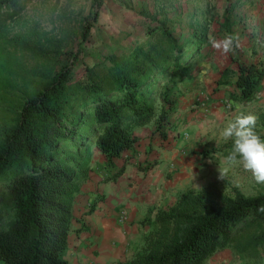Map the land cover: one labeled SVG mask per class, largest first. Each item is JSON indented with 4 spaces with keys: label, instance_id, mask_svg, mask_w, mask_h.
Wrapping results in <instances>:
<instances>
[{
    "label": "trees",
    "instance_id": "obj_1",
    "mask_svg": "<svg viewBox=\"0 0 264 264\" xmlns=\"http://www.w3.org/2000/svg\"><path fill=\"white\" fill-rule=\"evenodd\" d=\"M24 3L0 0V25L18 15ZM100 4L94 0L93 14L82 25V40L98 17ZM233 7L225 9L227 28ZM207 30L195 27L190 37L180 39L166 18L154 19L146 27L148 42L86 66L83 79H71L77 54H68L58 68L41 70V81L35 88L34 83L25 88L24 97L19 91V97L10 98L8 89L15 87L0 83L1 111L8 114L0 125V264H69L65 251L73 204L89 176L91 146L113 168L124 151L134 149L138 128L154 122L155 131L167 137L163 126L169 124L176 103L168 92L191 77L194 58L207 43ZM6 44L26 46L23 41L0 42L1 53H9ZM9 55L10 77L17 72ZM43 57L47 64L53 59L50 53ZM227 78L235 86L229 98L248 103L264 79V63L236 60L234 70L223 71V82ZM161 83L168 88L159 90L157 105L155 93ZM121 172L122 168L112 177ZM261 206L264 191L246 195L236 186L225 191L213 181L200 189L187 188L172 205L158 209L154 229L128 263L204 264L226 248L241 258L262 260Z\"/></svg>",
    "mask_w": 264,
    "mask_h": 264
},
{
    "label": "rangeland",
    "instance_id": "obj_2",
    "mask_svg": "<svg viewBox=\"0 0 264 264\" xmlns=\"http://www.w3.org/2000/svg\"><path fill=\"white\" fill-rule=\"evenodd\" d=\"M231 4L234 7L228 13L230 26L227 28L223 21L225 9ZM93 11L94 0H25L23 10L0 25L1 44L23 41L26 45L19 49L6 44L15 59L14 76L6 74L9 53L0 52V83L4 86L11 82L15 87L8 89L10 98L17 97L19 91L20 97H24L25 88L33 83L35 88L41 81V70L50 65L58 68L67 62L68 54L69 57L77 54L71 65V79H83L86 66L107 62L105 57L110 54L129 53L137 44L148 42L146 27L154 19L166 18L168 28L180 39L190 37L195 27L205 26L208 30L201 56L194 58L191 77L168 92L176 103L175 111L168 117L169 124L163 126L167 137L155 131L154 122L139 128L136 151H124L113 168L107 167L104 156L91 146L89 178L81 187L90 181L98 187L104 186L120 168L128 167L137 156L141 158V153L157 162L152 151L173 145L183 161L178 174H167L171 180L177 179L174 186L178 189L177 195L181 190L200 189L212 181L225 191L236 186L246 195L263 192L264 184L256 183L251 173L224 162L232 142L224 141L220 132L242 112L257 117L256 132L264 136V79L255 99L248 103L232 101L228 92L235 89L233 80L227 78L223 82L222 79L226 68H236V60L264 63V0H101L98 17L86 40H82V25L90 20ZM228 33L239 36L240 47L234 54L222 55L211 47L208 37L221 38ZM44 53L52 55L48 64L43 60ZM167 88L160 84L155 93L157 105L161 102L159 90ZM3 105L0 102V125L8 115L1 111ZM219 167L228 169L223 180ZM204 264H264V259H244L226 248Z\"/></svg>",
    "mask_w": 264,
    "mask_h": 264
},
{
    "label": "crops",
    "instance_id": "obj_3",
    "mask_svg": "<svg viewBox=\"0 0 264 264\" xmlns=\"http://www.w3.org/2000/svg\"><path fill=\"white\" fill-rule=\"evenodd\" d=\"M139 142L138 138L136 144ZM173 147L153 150L157 162L141 153V158L137 156L104 186L90 181L80 188L65 251L69 264H129L154 229L158 209L175 202L177 179L171 180L167 174H178L183 161Z\"/></svg>",
    "mask_w": 264,
    "mask_h": 264
},
{
    "label": "clouds",
    "instance_id": "obj_4",
    "mask_svg": "<svg viewBox=\"0 0 264 264\" xmlns=\"http://www.w3.org/2000/svg\"><path fill=\"white\" fill-rule=\"evenodd\" d=\"M208 43L222 55L234 54L240 47L239 36L228 33L221 38L210 35ZM257 117L251 113H240L220 132L224 141H231L232 146L224 157L229 166H240L251 173L254 181L264 184V137L256 132ZM228 169L219 167L220 179H224ZM264 212V206L259 208Z\"/></svg>",
    "mask_w": 264,
    "mask_h": 264
},
{
    "label": "built area",
    "instance_id": "obj_5",
    "mask_svg": "<svg viewBox=\"0 0 264 264\" xmlns=\"http://www.w3.org/2000/svg\"><path fill=\"white\" fill-rule=\"evenodd\" d=\"M122 215H124V214L122 213Z\"/></svg>",
    "mask_w": 264,
    "mask_h": 264
}]
</instances>
